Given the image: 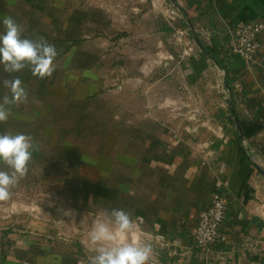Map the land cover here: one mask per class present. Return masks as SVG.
<instances>
[{
	"label": "crops",
	"instance_id": "1",
	"mask_svg": "<svg viewBox=\"0 0 264 264\" xmlns=\"http://www.w3.org/2000/svg\"><path fill=\"white\" fill-rule=\"evenodd\" d=\"M6 16L58 56L45 79L0 65V101L5 79L28 93L0 134L38 145L0 202V264H88V233L114 208L149 264H264V67L230 47L264 0H0V33ZM217 197L222 240L204 253L194 230Z\"/></svg>",
	"mask_w": 264,
	"mask_h": 264
},
{
	"label": "clouds",
	"instance_id": "2",
	"mask_svg": "<svg viewBox=\"0 0 264 264\" xmlns=\"http://www.w3.org/2000/svg\"><path fill=\"white\" fill-rule=\"evenodd\" d=\"M4 32L0 33V65L12 74L28 68L40 79L51 77L55 71L54 61L58 51L44 37L30 39L23 36L24 28L10 16L2 21ZM8 90L0 101V123L12 115L14 105L26 103L28 93L19 77L5 79ZM38 145L31 135L24 133L0 134V202L12 197V189L29 172V164ZM131 215L122 209L105 212L94 221L88 233L91 251L88 264H149L153 255L151 244L144 243L136 234Z\"/></svg>",
	"mask_w": 264,
	"mask_h": 264
},
{
	"label": "built area",
	"instance_id": "3",
	"mask_svg": "<svg viewBox=\"0 0 264 264\" xmlns=\"http://www.w3.org/2000/svg\"><path fill=\"white\" fill-rule=\"evenodd\" d=\"M171 13H175L172 11ZM264 22L240 21L230 30V47L247 66L264 67ZM249 148V147H248ZM252 151V150H251ZM261 150L258 151L261 154ZM264 155V152H262ZM228 211V202L223 197H217L201 212L194 230V240L204 253H211L222 240V228ZM219 264H226L221 258Z\"/></svg>",
	"mask_w": 264,
	"mask_h": 264
},
{
	"label": "rangeland",
	"instance_id": "4",
	"mask_svg": "<svg viewBox=\"0 0 264 264\" xmlns=\"http://www.w3.org/2000/svg\"><path fill=\"white\" fill-rule=\"evenodd\" d=\"M57 220L62 221V222H63V220H65L62 211H59V218H57ZM63 224H64V222L60 223V227H62V229L65 227V225L63 226Z\"/></svg>",
	"mask_w": 264,
	"mask_h": 264
}]
</instances>
